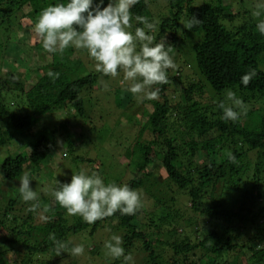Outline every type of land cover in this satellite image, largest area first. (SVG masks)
I'll use <instances>...</instances> for the list:
<instances>
[{"label":"trees","instance_id":"obj_1","mask_svg":"<svg viewBox=\"0 0 264 264\" xmlns=\"http://www.w3.org/2000/svg\"><path fill=\"white\" fill-rule=\"evenodd\" d=\"M161 1L138 0L130 10L132 16L155 21L156 28L151 33L154 42L165 38L171 57L178 32L184 29L186 41L189 36L195 38L196 62L203 81L185 83L169 69L168 83L157 86L158 98L144 100L152 104L144 114V128H151L152 139L141 140L140 131L135 141L124 148V155L135 165L127 184L153 198L152 206L143 204L131 216L117 212L92 224L81 217L70 223L66 210L54 197L37 195V201L32 203H46L49 210L42 227L34 224L26 231L30 245L25 257L46 251L56 255L54 243L46 240V235L55 234L57 239L67 240L69 235L89 227L94 234L114 218L117 226L125 230L122 238L126 253L131 252L134 258L140 255L137 264H264V114L259 110L262 104L255 102L264 95V70L260 67L264 36L256 28L264 15L254 14L262 0ZM55 3L56 0H0V28L21 12L17 16L23 35L15 47L10 41L3 47L4 40L0 39L4 60L0 66V144L21 136L28 139L30 146V155H9L4 159L1 175L6 183L20 180L27 171L31 173L33 187L42 164L59 150V129L68 136L72 149L68 124L56 128L43 120L46 115L73 109L72 119L84 116V123L90 118L85 115V95L95 86L100 73L88 70L87 73L91 72L86 75L71 76L87 68V54L84 59L75 57L74 51L67 48L63 54H52V62L30 66L36 48L39 52L44 50L41 42L36 43L39 37L33 31L34 24L41 11ZM16 48L24 54L11 57ZM9 65L14 69L6 68ZM19 66L25 68L24 73ZM37 68L43 72L33 83L31 73ZM253 69L257 75L248 86H243L241 76ZM49 70L58 73V77H49ZM175 79L183 84L181 100L177 102L172 97L178 91L173 86ZM122 88L116 90L115 102L129 109L136 97ZM229 90L247 106V115L237 122L224 121L218 107ZM206 91L219 100L206 104L202 99ZM17 96L22 98L23 105L18 103ZM252 104L254 107H250ZM40 121L47 123L42 126ZM81 160L91 162L85 157ZM157 169L165 174L163 180L155 174ZM119 180L118 175L113 182L118 184ZM0 226H4V221H0ZM33 230L42 239L32 241ZM159 233L167 234V239L153 242L150 238L154 234L160 237ZM2 239L3 247L9 243L15 246L14 238L4 242ZM62 255L56 260L68 259L65 253ZM106 264H122V258Z\"/></svg>","mask_w":264,"mask_h":264},{"label":"rangeland","instance_id":"obj_2","mask_svg":"<svg viewBox=\"0 0 264 264\" xmlns=\"http://www.w3.org/2000/svg\"><path fill=\"white\" fill-rule=\"evenodd\" d=\"M15 10L16 9L13 11ZM17 13L21 15V12ZM17 15L10 17V21L5 22L0 28L2 30L0 32V39L4 40V43L2 44L3 47H5L6 42L8 43V41L12 42L14 46L18 40L23 39L22 32H20L21 24L18 23L19 15ZM25 21L28 20L26 19ZM130 24L131 28H129V31H132L133 33L136 27H143V25H139L140 23L133 16L130 20ZM183 31L184 29L178 32L177 39L174 41L176 50L174 51L172 58L176 60L175 64L177 67L175 70H172L173 76H181L185 83L187 81H203L196 62V50L194 46L196 40L195 38H192V36H189L186 41V36ZM40 42V38H37L36 43L38 44ZM40 48L41 47H39V50ZM69 48L74 51L73 54L75 57H82L84 59L87 54L88 59L86 63L87 68L85 70L81 69L80 71L73 72L74 74H71L73 78H77L78 76H83L91 72L89 71L87 73L88 70L95 71V61L88 56L87 50L76 49L74 47ZM138 48L139 45H137V49ZM36 51L38 53L35 52L33 55L30 64L31 67L34 68L36 65L40 66L41 61L44 63L52 62V54H46L44 50L39 52L37 48ZM21 53L24 54L22 49L16 48L12 51L10 56H19ZM10 56H8L9 59H11ZM2 60L3 57L0 52L1 67L4 62V60L3 62ZM260 67L264 70V55L260 58ZM6 68L14 69V67L10 65ZM33 70L34 72L31 73L33 75L30 80L31 82L36 83L38 76L41 75L43 71L38 70V68L37 70ZM19 71L24 73L25 68L20 67ZM102 81L104 83H101ZM173 86H176L178 91H175L174 96L172 97H174L175 102L180 101L183 84L179 83L178 80L175 79ZM210 87L211 86L209 85V88ZM118 88L127 89V83L123 81L122 72H119L116 77H106L101 73L97 76L95 86L85 95V115L90 116V118L85 120L84 123V116L78 119L71 118L73 109L69 111H61L56 115L48 114L45 116L43 120H46L52 126L55 125L56 128H59V126L65 122L68 124L72 131L71 138H73V150L71 148L69 149L68 136L66 133H63L61 129H59V136L57 138L59 150L50 160L45 161L42 164L41 173H38L39 179L33 176L37 179L33 181V189L37 192L38 196L45 197L46 199L49 198V196L53 197L52 189L55 187L56 178L60 181H64L66 179L70 180L72 173L79 172L81 169L98 172L106 183L115 181L118 175L120 176L118 184L128 183V181L132 178L135 165L131 164L130 159L124 155V148L130 142L133 143L135 141L140 131H142L141 140L152 139L153 132L151 128H144V125L147 122L146 116L144 115L146 111L145 108L151 107L152 104L145 103V101H139L136 98L133 107L123 109L115 102L116 90ZM211 88L209 91L213 90H211ZM258 93L260 92H256V94ZM262 94H264V92ZM202 99H204L203 101L206 104H214L217 100H219L218 98H213L209 92H207ZM16 100L20 105H23V101L20 96H17ZM255 102L257 104H262L259 105V110L261 112L263 111L262 113L264 114V95L261 97V100L258 99L255 100ZM250 107H254V104ZM40 122L42 123V126L47 123L45 121ZM50 124H47V126H50ZM0 138H2L1 134ZM17 154H22L24 156L30 155V146L26 137L16 136L10 142L0 144V221H4V226H0V241L2 238L3 242L6 239L12 240V238L16 240L15 246L12 243H9V245L4 244L5 246L7 245L6 248L3 247V243H0V264H22L23 259L25 260V264H70L71 262H76L77 264H106L108 261L114 260V258L107 253V249L104 248V242L109 239L112 234L122 236L125 232L124 228L117 226L116 219L114 218L107 221L105 225L94 234L91 233V228L89 227L87 230H82L68 236V238H71L74 242L84 244L85 252L82 256L74 257L65 253L68 256V259L63 261L61 258L59 262L56 260L58 256L52 255L51 251H46L33 253L25 257L26 252H29L28 245H30V237L26 231L33 228L34 224L38 227H42L46 223L45 215L48 213L49 206L46 203L41 204L38 205L35 211H30V206L34 203L22 200L19 188L16 185L19 184V180L14 183H6L2 178L1 166L4 159L9 155ZM82 157L91 159V162H82ZM155 174L161 180L166 177L165 174L162 173V170L157 169ZM141 192L143 194V204L147 207L152 206L153 198L148 197L145 192ZM79 217L80 216L78 215H66V218L70 223L74 222ZM172 224L173 223L168 224L167 226L170 227ZM37 230L32 231V241L37 240V238L42 239ZM20 231H22L23 234H19ZM155 233H158V231ZM37 234L39 236H37ZM47 239H49V235H46V240ZM150 239L153 242H156L157 239L159 242L161 240L164 241L167 239V234L161 233L160 237L158 234H154ZM8 250L11 251V253H9ZM17 251H19V253H16ZM5 252L7 253L4 254ZM139 253L144 255V252L141 250H139ZM60 256L62 257L63 255L61 254ZM139 258L140 255L137 254L134 258L135 264L138 262L140 263ZM17 261L19 262L16 263Z\"/></svg>","mask_w":264,"mask_h":264},{"label":"clouds","instance_id":"obj_3","mask_svg":"<svg viewBox=\"0 0 264 264\" xmlns=\"http://www.w3.org/2000/svg\"><path fill=\"white\" fill-rule=\"evenodd\" d=\"M138 0H56L44 8L34 24L33 31L40 38L43 49L49 54H63L69 48L87 50L88 56L95 61V71L106 77H116L123 73L127 91L139 101L156 100L160 89L158 85L168 83V70H175L177 65L170 56L171 47H166V40L154 42L151 34L155 31V21L137 16L143 24L129 31L132 19L131 8ZM257 16L264 15V0L258 6ZM256 28L264 36V20ZM137 45L139 48L137 49ZM119 70V72H118ZM56 78L58 73L48 72ZM257 75L250 70L241 76V84L248 86ZM101 83H104L103 81ZM106 86V85H105ZM218 107L222 110L224 121L237 122L247 115V106L234 91H227L225 100ZM32 176L25 172L19 180V193L23 201H37V192L32 187ZM52 195L58 204L66 210L68 216H80L88 224L103 220L119 212L120 215H135L143 205V194L127 183L105 182L96 171L85 169L72 173L70 180L56 178ZM38 204H33L30 211H35ZM56 256L68 253L82 256L85 252L83 243H76L71 238L57 239L50 234ZM104 248L114 259H121L122 264H135L131 252L126 253L123 238L112 234L104 242Z\"/></svg>","mask_w":264,"mask_h":264}]
</instances>
